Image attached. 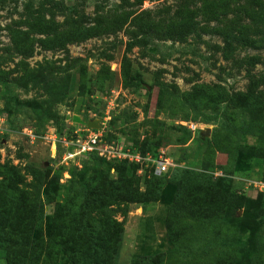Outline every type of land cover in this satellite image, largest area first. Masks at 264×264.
<instances>
[{"label": "rangeland", "instance_id": "rangeland-1", "mask_svg": "<svg viewBox=\"0 0 264 264\" xmlns=\"http://www.w3.org/2000/svg\"><path fill=\"white\" fill-rule=\"evenodd\" d=\"M211 1L218 5L220 2ZM201 3L202 0H0V193L6 190L22 196L26 205L33 203L38 211L42 208L44 216L53 213L57 202L74 197L78 187L89 201L85 180L94 175L90 152H79L75 142L69 140H74L76 133L83 136L86 128L93 131L86 123L96 121L101 129L103 126L104 130L98 131L105 143L113 148L125 150L145 142L151 148L147 153L162 152L165 160L172 163L161 173L165 177L176 169L207 172L202 163L209 143L215 165L212 175H227L237 192L251 200L260 196L256 205L262 210L264 158L251 155L247 149L255 147L264 133L239 134L230 130L231 145L215 149L211 144L215 105L192 107L185 93L197 84L212 87L218 83L230 92L245 93L252 87L248 73L257 75L256 92H264V45L255 43L260 46L254 48L239 44L245 32L264 30V25L254 22L256 14L264 17V0L221 1L225 16L219 22L211 19L207 23L211 31L221 30L216 34L200 31L199 39L190 37L185 42L158 34L156 24L167 13L173 16L177 11L198 9ZM43 4L44 23H63L74 5L91 20L113 9L117 11L113 10L112 16L125 12L127 17L124 24L116 22L112 27L100 23L102 32L98 34H82L73 40L63 37L62 46L55 49L39 43L44 34L30 32L33 49L22 55L13 48L9 27L27 32L26 14L35 13ZM142 11L149 12L157 22H140ZM196 21L199 26H207L202 16ZM93 24L92 20L88 25ZM230 25H243L250 32L233 30L237 40H225L223 34ZM227 45L231 46L227 52L220 49ZM246 58H250L249 63L244 62ZM23 74L27 76L20 79ZM90 74L104 84L102 90L91 95L82 84ZM109 75L113 79L111 89ZM5 79L10 80L8 88L2 84ZM49 107L55 116H51ZM253 111L249 115L236 110L234 124L254 121L259 111ZM74 116L82 123L73 121ZM228 155L237 157L231 160L236 166L228 161ZM104 158L109 163L112 160ZM111 165L108 173L113 178L116 172ZM106 167L107 163H102L98 169L105 171ZM144 171L138 167L136 172L142 175L140 191L145 189ZM243 209L237 210V217L246 216ZM255 210V205L248 209L251 231H240L235 236L225 227L223 232H216L213 221L205 228H189L182 240H190L192 246L183 248L166 239L163 199L144 206L131 203L124 216L117 264H130L134 255L146 254H163L171 263L214 264L224 258L232 264H264V220L254 225ZM23 217L27 218L25 214ZM116 218L122 220L123 216L117 213ZM0 264L7 263L0 258ZM56 264L69 263L61 259Z\"/></svg>", "mask_w": 264, "mask_h": 264}, {"label": "trees", "instance_id": "trees-1", "mask_svg": "<svg viewBox=\"0 0 264 264\" xmlns=\"http://www.w3.org/2000/svg\"><path fill=\"white\" fill-rule=\"evenodd\" d=\"M220 0H202L198 9H185L167 15L158 22L146 11H142L140 22H157L158 34L164 39H171L185 42L188 38H200L201 32L216 34L221 31L217 28H209L211 19L219 22L225 16L223 5ZM259 2V1H257ZM76 5L70 7L69 13L63 23H44L45 4L34 12L26 14L27 32L15 31L9 27L11 32V42L13 48L22 55H27L33 49V41L28 37L29 33L39 32L45 38L39 43L48 49H55L62 46L63 37L71 40L74 36L82 37V34H98L101 31L100 23L112 27L116 22L125 23L127 14L122 12L118 16H112V11L108 10L104 14L93 17V25H88L92 20L86 17ZM215 8V10H214ZM226 9V7H225ZM65 13V12H64ZM74 14V15H73ZM264 14V13H263ZM144 16V17H143ZM198 16H202L207 26H199L196 21ZM256 14L255 23L264 25V17ZM112 17V18H110ZM110 18L111 22L108 21ZM142 18V19H141ZM47 22V21H46ZM106 22V23H105ZM221 23V21H220ZM236 22H233L234 25ZM55 25V26H53ZM118 26V25H116ZM232 25H230L231 27ZM235 26V25H234ZM116 28V27H115ZM242 33L243 25L227 28L224 32V39L232 41L237 37L232 31ZM201 31V32H200ZM250 32V31H249ZM251 34L245 32L239 43L243 47H258L255 43L264 45V30L255 29ZM243 35V34H241ZM239 41V39H238ZM262 45V46H263ZM231 46L227 45L222 49L227 52ZM230 51H233L232 49ZM250 58L244 60L249 63ZM25 73V71H24ZM27 74H23L20 79H24ZM95 74H90L88 78L82 80L84 87L87 86L88 93L95 94L97 90H102L103 80L97 81ZM251 80V89L245 93L230 92L220 83L210 87L208 85L197 84L192 91L185 93L190 97L192 107H214V129L212 138L214 148H221L224 145H231L229 132L233 130L239 134H261L264 133V92H256L257 75L248 73ZM86 79V80H85ZM2 80V84L7 88L10 80ZM86 85V86H85ZM113 86L112 75L108 76V89ZM257 100L261 101L257 104ZM259 111L254 121L245 120L239 125L234 124L236 110L252 115L253 110ZM51 116L55 112L49 107ZM53 114V115H52ZM48 120V118H47ZM189 130V129H188ZM192 132V130H189ZM105 139V138H104ZM135 147L130 145L131 152H139L145 155L151 151L149 144ZM230 147V146H229ZM208 143L207 155L203 159L202 166L207 172H192L176 169L169 174V177L154 173V169H145L144 182L145 189L139 190L142 175H137V163L126 160L110 159L111 165L104 157L99 156L96 151L89 153L91 159L93 176H86L85 183L89 189V201L84 198L83 190L78 187L74 190V197L65 198L63 203L54 204L53 213L44 216L42 208L38 211L34 204L26 205L22 196L9 194L4 190L0 193V258L7 264H56L57 260L65 259L69 264H117V258L121 247L124 232V216L131 203L156 202L163 199L166 206L164 216L165 235L168 242L175 247H191L190 240H182L186 232L191 227L205 228L214 221L216 232H223L228 228V233L235 236L240 231H251L252 225L247 218L248 209L255 205L254 225H259L264 220V208L261 210L256 205L257 200H251L244 194L237 192L232 186L227 175L214 177L211 173L215 169L213 152ZM248 153L264 158V138H258L255 147L248 148ZM244 153V151H239ZM153 156H156L153 155ZM237 159L228 155V161ZM114 162V163H113ZM235 164V161H231ZM102 163H107L105 171L99 170ZM112 166L116 172L111 178L108 169ZM234 166V168H235ZM148 170H150L148 172ZM150 173V174H148ZM149 175V177H147ZM81 184V181H77ZM19 206V207H18ZM244 208V217H237V210ZM123 216L122 220L116 218V214ZM26 215V219L22 215ZM21 215V217H19ZM20 219V220H19ZM28 224V225H26ZM9 242L8 244H6ZM189 243V244H188ZM217 244L215 246L218 245ZM187 244V245H186ZM231 247V244H228ZM230 248V249H231ZM130 264H198V263H171L165 261L163 254L134 255ZM214 264H232L224 258L214 261ZM241 264V263H238Z\"/></svg>", "mask_w": 264, "mask_h": 264}, {"label": "built area", "instance_id": "built-area-1", "mask_svg": "<svg viewBox=\"0 0 264 264\" xmlns=\"http://www.w3.org/2000/svg\"><path fill=\"white\" fill-rule=\"evenodd\" d=\"M104 130L103 126L96 130L92 131L91 129L86 128L85 133L82 135L76 133L74 140L68 139L69 142H75L77 150L79 152H91L98 150L99 154L102 157L109 159L117 160H126L131 163H137L140 170L145 169H154L155 174L164 173L168 167L172 164L165 160L166 156L162 152L158 153L156 156L146 153L141 155L139 152H131L128 149L121 150L119 148H113L111 145L105 143L103 134L100 131ZM119 149V150H118ZM168 165V166H167Z\"/></svg>", "mask_w": 264, "mask_h": 264}, {"label": "water", "instance_id": "water-1", "mask_svg": "<svg viewBox=\"0 0 264 264\" xmlns=\"http://www.w3.org/2000/svg\"><path fill=\"white\" fill-rule=\"evenodd\" d=\"M72 120L75 121V122H77V123H82V121L78 117H76V116H74L72 118ZM86 125H87V127H92V128H97V129L100 128V126L98 125V123L96 121H88L86 123ZM206 133H208V131Z\"/></svg>", "mask_w": 264, "mask_h": 264}]
</instances>
